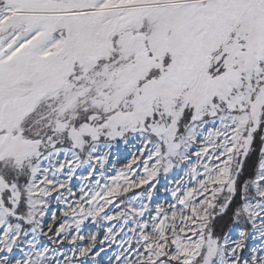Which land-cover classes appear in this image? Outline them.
Here are the masks:
<instances>
[{
  "label": "snow or ice",
  "instance_id": "snow-or-ice-1",
  "mask_svg": "<svg viewBox=\"0 0 264 264\" xmlns=\"http://www.w3.org/2000/svg\"><path fill=\"white\" fill-rule=\"evenodd\" d=\"M106 255L264 264V0H0V264Z\"/></svg>",
  "mask_w": 264,
  "mask_h": 264
},
{
  "label": "rangeland",
  "instance_id": "rangeland-1",
  "mask_svg": "<svg viewBox=\"0 0 264 264\" xmlns=\"http://www.w3.org/2000/svg\"><path fill=\"white\" fill-rule=\"evenodd\" d=\"M138 146V142H130L129 144L125 145L124 143H119L115 145L111 149V154H110V161L111 163L107 164L105 166V176H111V175H116L117 172L119 171L120 168L124 167L132 158V156L136 153V148ZM63 160V157L60 158ZM195 157H193V163H195ZM87 165L83 166L82 168L77 169L76 175L73 177V179L70 182V186L72 187L73 191L76 193L75 197H68V200L70 203H73V206H75V202L79 200L80 193L78 189L80 188L81 185H86L85 191H89L90 189L95 187V181L92 179H89L87 182L83 179H81L82 176L87 175ZM137 172H141V168H135ZM202 172L203 169H200ZM180 175H183V170H178L174 171L171 173L168 178H167V184L169 187L173 186L172 181L175 179H178ZM63 178V177H61ZM96 179H99L101 182V185L105 183V179L103 177H100L99 175H96ZM194 183V181H193ZM145 188L147 186H144ZM143 188H137V189H130L129 192L123 194L122 196L116 197V199L113 202V205H109L108 208H113L115 205H118L120 200H124L127 202L130 200L133 196H136L141 192ZM63 191V190H62ZM64 195L67 196V193H64ZM171 197H168L169 202H171ZM164 201L163 193L161 190V196L156 199V203H162ZM103 203V201H101ZM151 206V205H150ZM84 207L87 208L89 207L88 204H84ZM120 208H123L124 205L119 204ZM66 206L63 204V202H60L57 204L56 202H53V206L50 209L52 212H57L59 215L60 210L65 209ZM107 210V209H106ZM118 210V209H117ZM113 222L105 221L103 222V225L101 226L100 230L103 233L104 230ZM128 227H131V225H128L125 227V233H127ZM97 229V224L96 222L92 221L91 217H89L87 220L84 221V224L82 226V234L85 237V241H87L88 236L91 232L96 231ZM122 236L125 234H121ZM102 238V236H101ZM118 250V241L116 244H113L112 248L108 251V255H111L113 252ZM104 264H108V257L107 255L104 257Z\"/></svg>",
  "mask_w": 264,
  "mask_h": 264
}]
</instances>
